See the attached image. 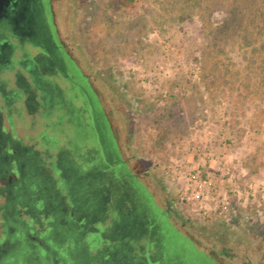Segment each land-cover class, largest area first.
I'll return each instance as SVG.
<instances>
[{
    "label": "rangeland",
    "instance_id": "rangeland-1",
    "mask_svg": "<svg viewBox=\"0 0 264 264\" xmlns=\"http://www.w3.org/2000/svg\"><path fill=\"white\" fill-rule=\"evenodd\" d=\"M229 3L52 0L59 38L92 75L124 159L138 173H151L152 183L146 181L159 203L166 206V198L175 201L188 223L183 230L222 264H264V0H257L254 7H238L236 18L227 20ZM57 51L63 52L61 46ZM19 60L11 59L13 67ZM70 68L75 69L72 63ZM74 95L89 108L72 122L76 141L90 143L82 151L83 167L103 169L110 160L90 115V97L82 89ZM102 128L108 134L106 142L112 141L111 125ZM40 131L18 132L30 135L26 143L31 144ZM43 135L53 151L60 148L64 139L60 130L46 128ZM53 161L51 168L67 184L69 194L67 172L58 159ZM196 175L211 179L210 192L202 202L182 203L181 192L197 185ZM42 198L37 201L44 212L39 220H48L56 232L63 217L57 211L48 213L47 200L39 203ZM155 205L166 235L186 248L187 238ZM54 236L50 234L49 241L56 247L60 241ZM99 238L95 231L86 237L93 243ZM71 243L73 253L83 248L78 237ZM23 244L25 264H37L27 236ZM188 247V253L181 249L184 264H214L191 242ZM223 247L232 255L219 254ZM71 256L79 264L76 254ZM53 257L48 256L49 264H55Z\"/></svg>",
    "mask_w": 264,
    "mask_h": 264
},
{
    "label": "flooded vegetation",
    "instance_id": "flooded-vegetation-1",
    "mask_svg": "<svg viewBox=\"0 0 264 264\" xmlns=\"http://www.w3.org/2000/svg\"><path fill=\"white\" fill-rule=\"evenodd\" d=\"M30 46L35 54L28 52ZM60 46L63 52L58 53ZM11 59H20L16 67ZM48 75L54 77L46 79ZM79 75L83 83L78 81ZM92 80L59 38L52 0H12L8 4L0 17V264H25L24 236L32 245L37 264H49L51 254L55 264H78L71 254H76L79 264H184L181 249L188 253L189 242L209 261L222 264L216 254L202 248L183 230L188 223L175 201L166 198V206L159 203L149 185L151 173H138L124 159L102 96ZM80 89L90 97V115H94L107 144L110 163L103 169H84L82 151L90 143L79 144L72 130L75 115L89 110L74 95ZM104 124H110L114 132L110 142H106ZM37 128L41 130L38 148L36 138L27 144L26 139L32 137L18 132ZM46 128L54 133L61 131L64 139L59 149L53 151L46 135L42 136ZM54 158L67 172L72 204L67 201L66 188H62L67 184L60 182L51 168ZM39 177L44 184L38 185L42 188L32 198L30 185ZM44 193L49 196L44 197ZM18 196L33 200V204L23 207ZM41 197L47 200L50 211L60 212L63 217V226L56 232L48 220L35 218ZM155 204L187 238L186 248L183 242L166 235ZM27 214L32 217L29 219ZM98 221L103 223L102 228L97 226ZM91 231L101 236L99 243L86 239ZM53 233L60 241L56 247L49 241ZM73 237L83 245L74 253ZM218 252L232 255L225 247Z\"/></svg>",
    "mask_w": 264,
    "mask_h": 264
},
{
    "label": "trees",
    "instance_id": "trees-1",
    "mask_svg": "<svg viewBox=\"0 0 264 264\" xmlns=\"http://www.w3.org/2000/svg\"><path fill=\"white\" fill-rule=\"evenodd\" d=\"M229 2H231V3H229L228 5V17L226 18L227 20H229L231 17H233V18H236L235 16L237 15V14H235V10L236 11H238V7H241L242 5H244V7H246V8H249V7H254V6H256L257 5V0H228ZM234 8V9H233ZM32 47L30 46L29 48H28V52H30L31 53V51H32ZM36 138V140L38 141V143H39V146H40V141H41V139H40V137H39V135L37 136V137H35ZM40 139V140H39ZM41 180H42V177H39V178H37V179H35V181L30 185V188L32 189V191H33V193L31 194V196H32V198H34V196H36V194H37V192H38V190H40V187L39 186H42L43 184H44V181H43V183H41ZM60 182H63V180L61 181L60 180ZM64 183V182H63ZM62 183V184H63ZM20 184V183H19ZM39 185V186H38ZM65 185V184H64ZM37 187H39V189L37 188ZM63 189H65V187H62ZM82 189V188H81ZM73 196V194H72V192H70L69 194H68V198L69 199H67V201H69L71 204H72V202H71V197ZM19 197V199L22 201L23 200V198H22V196H18ZM17 197V198H18ZM42 198V197H41ZM26 203H28V205L30 206V205H32L33 204V200H23V203L22 204H24V206L23 207H25V204ZM39 203H42L43 204V198H42V200L39 202ZM37 204H38V202H37ZM27 205V204H26ZM44 206V205H43ZM50 212V210L48 211V213ZM34 213H36L37 215H36V217L35 218H39V216H40V214L42 213V214H44V212H36V211H34ZM69 216V215H68ZM14 217L15 218H17V217H19V215L18 214H14ZM32 217V215H30V218ZM23 237V236H22ZM73 246V245H72Z\"/></svg>",
    "mask_w": 264,
    "mask_h": 264
},
{
    "label": "built area",
    "instance_id": "built-area-1",
    "mask_svg": "<svg viewBox=\"0 0 264 264\" xmlns=\"http://www.w3.org/2000/svg\"><path fill=\"white\" fill-rule=\"evenodd\" d=\"M199 175H196V186L194 187H185L183 188V191L180 195V201L182 203H195V202H202L204 199L207 198L210 187H207V185L210 186L212 184V181L210 178L208 179H202L198 178ZM208 193V194H207Z\"/></svg>",
    "mask_w": 264,
    "mask_h": 264
},
{
    "label": "water",
    "instance_id": "water-1",
    "mask_svg": "<svg viewBox=\"0 0 264 264\" xmlns=\"http://www.w3.org/2000/svg\"><path fill=\"white\" fill-rule=\"evenodd\" d=\"M12 0H0V17L3 16L6 7L8 6V4L11 2Z\"/></svg>",
    "mask_w": 264,
    "mask_h": 264
}]
</instances>
